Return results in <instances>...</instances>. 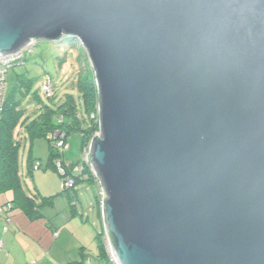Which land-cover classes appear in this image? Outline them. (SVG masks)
<instances>
[{"label": "water", "instance_id": "95a60500", "mask_svg": "<svg viewBox=\"0 0 264 264\" xmlns=\"http://www.w3.org/2000/svg\"><path fill=\"white\" fill-rule=\"evenodd\" d=\"M64 37L115 264H264V0H0V57Z\"/></svg>", "mask_w": 264, "mask_h": 264}, {"label": "rangeland", "instance_id": "374dc122", "mask_svg": "<svg viewBox=\"0 0 264 264\" xmlns=\"http://www.w3.org/2000/svg\"><path fill=\"white\" fill-rule=\"evenodd\" d=\"M66 50L65 43L62 41L54 43L45 40L36 41L32 53L25 51V62L8 70L7 94L20 98L19 106L25 110L26 116L29 118L36 117L40 112V104L49 105L51 103L41 91L42 86L46 82L45 73L49 74L52 79L55 93L54 103H61L66 94L72 95L79 113H81L82 106L77 88V78L80 67L84 64H89V60L81 44L71 46V49ZM22 75L32 82L28 96H22L17 92L16 84L19 76L21 77ZM13 139L19 142L18 166L22 187L26 194H32L35 197V202L40 206L39 210L43 215L38 222H34L31 226L36 229L35 235L40 241H44L45 236L43 237L42 234L45 233L44 228L49 232L50 239L55 241L53 238L54 233H59L63 226L68 227V231H63L64 235L59 242L58 248H54L52 252L56 259L60 261L57 264H67L66 257L75 255L74 242H81L83 236L78 225L71 221L70 212L74 209L71 198H68V193H61L60 184L62 177L52 166H47L48 142L45 138L31 141L22 122L14 127ZM30 155L31 160L34 162L33 164L36 161L41 164L39 169L33 168L32 173H29L28 170ZM60 159H63L65 164L73 165L84 160L83 140L79 132H75L68 137L63 156L58 161ZM75 188L79 191L82 198V202L76 203L77 213H79V211L87 207L88 202L94 203V198L100 187L99 185L97 187L86 181H81ZM10 195L12 196V192ZM42 197L51 198L50 203L42 204ZM90 216L94 219V212H91ZM94 222H97L96 215ZM72 228L75 230L73 231ZM92 236L93 234H90L86 239L87 244L91 246L87 248L91 251L95 249ZM68 249H70V254H68Z\"/></svg>", "mask_w": 264, "mask_h": 264}, {"label": "trees", "instance_id": "16d2710c", "mask_svg": "<svg viewBox=\"0 0 264 264\" xmlns=\"http://www.w3.org/2000/svg\"><path fill=\"white\" fill-rule=\"evenodd\" d=\"M59 41L65 43V47L67 49L66 51L71 49V46L79 44L77 40L69 37L61 38ZM35 44L30 47V51H26L28 53H32ZM24 57L19 65L25 62ZM47 78L51 80L52 84L51 76L45 73L46 82ZM31 84L32 82L24 75L21 77L19 76L16 84L17 92H19L22 96H28ZM43 86L41 89L42 92ZM77 88L82 106L81 113H79L77 104L75 103L72 95L66 94L61 103H54L53 99L55 97V93L52 86V95L50 97H47L43 93L51 103L49 105L40 104V112L34 118L26 116L25 110L20 108V98H18V96L12 97V95H8L6 91L5 103L0 109V194L9 191L12 192L13 197L10 202L4 204V207L0 204V214L5 213L7 209L20 210L30 220H38L42 217L39 210L40 206L36 204L35 197L27 196L22 187L18 166L19 142L14 141L13 139L14 127L20 125L22 122L31 141L38 138H45L47 140L49 150L47 166H52L56 171L57 163L59 162L58 159L62 158L64 153V151L61 152L57 147V143L59 141L66 145L68 137L75 132H79L82 135L84 151L85 148H88V145L94 135L99 132L97 120L98 93L94 73L88 63L80 67L77 78ZM56 133L57 137L54 136ZM61 135L63 138H60ZM60 160H62L61 165L67 170V173H69L75 180L72 188L65 190L60 188L61 193H68V198H74V195L77 192L75 186L81 181H86L98 187L97 180L91 173L89 166L85 164L84 160L75 165L65 164L63 159ZM31 163V159H29V173H32L36 164L31 165ZM77 166H83V171L79 175L73 171L74 167ZM39 168L40 163L36 169ZM99 192L100 190H98V193ZM42 200V204H49L51 198L42 197ZM98 200L100 203L99 195ZM96 237L98 241V248L100 250L99 260H101L104 264H113L109 260L106 253L102 233L97 234Z\"/></svg>", "mask_w": 264, "mask_h": 264}, {"label": "crops", "instance_id": "0c3cea01", "mask_svg": "<svg viewBox=\"0 0 264 264\" xmlns=\"http://www.w3.org/2000/svg\"><path fill=\"white\" fill-rule=\"evenodd\" d=\"M31 162L32 165L34 162L33 160H31ZM10 193L11 192L8 191L0 194V204H2L3 207L4 204L12 200L13 195L11 196ZM26 195L33 196L32 194ZM98 195L99 193L95 196L94 203L91 204V202H88L87 207L79 211V213H77L76 209V203L82 202L79 191L77 190L74 198H71L74 208L70 212L71 221L76 223L80 228L83 240H81V242H74L75 255L66 257L67 264H104L99 260L100 250L96 237L97 234L102 233L103 240L107 238L103 228ZM91 212H94V219L90 216ZM95 215L97 224L94 222ZM39 220L40 218L38 220L28 219L20 210L6 209L5 213L0 214V264H57L60 262L52 252L54 248H58L59 242L64 235L63 231H68V227L63 226L62 229L59 230V233H54L53 238L55 241L50 239L49 232L44 228L45 233H42L43 237L45 236L44 241H40L35 235L36 229L31 226L34 222H38ZM72 230L74 231L75 229L72 228ZM90 234H93L92 237L95 244V249L93 251L87 248L89 245L86 239ZM70 253V249H68V254Z\"/></svg>", "mask_w": 264, "mask_h": 264}, {"label": "built area", "instance_id": "2783aa9c", "mask_svg": "<svg viewBox=\"0 0 264 264\" xmlns=\"http://www.w3.org/2000/svg\"><path fill=\"white\" fill-rule=\"evenodd\" d=\"M34 44H35L34 41L33 42H30L29 44H27L19 52L15 53L13 55H8V56H2V57H0V109L4 105L5 99H6L7 72H8V70L10 68L14 67V66H18L22 62V59L24 57L25 51L26 50L30 51V47H32ZM43 93L47 97H50L52 95V84H51V80L49 78H47V82L43 86ZM97 118H98V108H97ZM98 134H99V132H97L94 136H97ZM54 136L57 137V133ZM60 138H63V136L61 135ZM65 146L66 145H64L63 142H61V141H59L57 143V147L59 148V150L61 152L64 151ZM87 149L88 148H85V150L83 151L84 152V161H85V164L86 165H87V162H86L85 156H86ZM61 161L62 160H59V162L57 163V171H58L59 175L62 177V181H61V184H60V188L63 189V190L70 189V188H72L74 186L75 180H74V178L69 173H67V170L61 165ZM38 166H39V162H36L35 168H38ZM73 171L76 172L79 175L83 171V166L74 167ZM90 171L93 174V176L95 177V173L92 170V168H90ZM95 179H96V177H95ZM99 196L100 197L102 196L101 195V192H99ZM101 199H100V206H101L100 208H102ZM0 246H1V242H0ZM104 246H105V249H106V253H107L108 257H109V260L113 264H115L114 258L111 255L110 246H109V242H108L107 238L104 239Z\"/></svg>", "mask_w": 264, "mask_h": 264}, {"label": "clouds", "instance_id": "9594fccd", "mask_svg": "<svg viewBox=\"0 0 264 264\" xmlns=\"http://www.w3.org/2000/svg\"><path fill=\"white\" fill-rule=\"evenodd\" d=\"M100 199H101V197H100ZM102 214V213H101Z\"/></svg>", "mask_w": 264, "mask_h": 264}]
</instances>
